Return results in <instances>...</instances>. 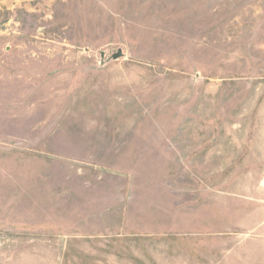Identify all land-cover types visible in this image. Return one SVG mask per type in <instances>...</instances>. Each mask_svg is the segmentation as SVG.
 Returning <instances> with one entry per match:
<instances>
[{"label": "rangeland", "instance_id": "rangeland-1", "mask_svg": "<svg viewBox=\"0 0 264 264\" xmlns=\"http://www.w3.org/2000/svg\"><path fill=\"white\" fill-rule=\"evenodd\" d=\"M0 264H264V0H0Z\"/></svg>", "mask_w": 264, "mask_h": 264}, {"label": "water", "instance_id": "water-1", "mask_svg": "<svg viewBox=\"0 0 264 264\" xmlns=\"http://www.w3.org/2000/svg\"><path fill=\"white\" fill-rule=\"evenodd\" d=\"M104 55H105L104 52L101 51V52H100V56H101V58H103ZM122 55H123V53H122V51L119 49V50H117V52H115V53H113V54L111 55V59H117V58L121 57Z\"/></svg>", "mask_w": 264, "mask_h": 264}]
</instances>
